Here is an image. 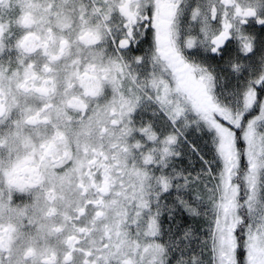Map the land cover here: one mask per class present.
Listing matches in <instances>:
<instances>
[{
	"label": "flooded vegetation",
	"instance_id": "obj_1",
	"mask_svg": "<svg viewBox=\"0 0 264 264\" xmlns=\"http://www.w3.org/2000/svg\"><path fill=\"white\" fill-rule=\"evenodd\" d=\"M96 5L107 39L78 20ZM199 59L239 64L247 77L242 109L215 119L233 132L224 141L239 168L230 158L228 176L236 171L232 185L247 195L254 167L236 146L264 107V0H0V264H171L168 245L188 232L182 156L152 132L144 146L124 140L118 119L125 89H162L170 104L183 93L208 97ZM167 78L171 85L155 87ZM142 192L139 212L152 232L135 247L116 214L124 196L136 201ZM186 200L196 220L198 203Z\"/></svg>",
	"mask_w": 264,
	"mask_h": 264
},
{
	"label": "rangeland",
	"instance_id": "obj_2",
	"mask_svg": "<svg viewBox=\"0 0 264 264\" xmlns=\"http://www.w3.org/2000/svg\"><path fill=\"white\" fill-rule=\"evenodd\" d=\"M103 14L102 7L89 6L80 14L81 19L79 16L78 20L81 21V24L89 22L90 27L95 28L102 39H107L109 36L102 18ZM105 52L107 51L104 50ZM193 61L199 66L200 76L204 78L208 86V97L203 96V93L197 94L198 103L194 104L192 109V105L188 104L190 93H183L182 97L179 95L178 102L170 104L168 103L170 98L160 97L162 89L158 93L140 95L138 92H132V94L131 91L124 88L127 93L124 94L125 101L121 102L123 109L119 112V134L124 140L130 138L134 140V144L137 142L141 146H144L143 137L147 132H152L156 136L161 135L166 142L163 145L165 151L168 153L177 150L176 154L182 156V164L179 165L183 171L186 170L188 179L192 176V171L196 170L195 179L197 178L198 182L197 186L194 184L196 189L191 196L198 203V211H202V224L208 226V231H204L206 228L204 229L203 226L201 230L197 231L199 234L196 237V245L199 246L197 250H194L193 260L195 264H229V262L234 264L238 242L234 232L242 221L239 214L242 190L232 185L236 171L232 173L231 177L228 176V173L230 172V158L233 159L236 167L239 166V153H235L233 142H230L229 147L228 143L224 141L227 134L228 137L233 138V132L226 130L220 121L215 119L224 113L228 114V111L237 112L242 109L244 100L251 91L243 81L247 77L240 76L239 70L243 68L239 64L227 66L222 62H216L208 65L201 59ZM118 65L122 69V66L127 67V62L124 59V61H118ZM119 76L123 77L121 74ZM123 78L125 82L126 77ZM159 84L164 87L171 85V82L167 78L165 82H157L155 87ZM152 90L155 91L156 88L153 87ZM173 94L175 95V93ZM197 95H191L192 99L197 101ZM143 97H148L147 99L152 102L151 106L158 107L160 105V107L155 109L149 103H142ZM210 97L212 102L207 101ZM130 99L133 102L129 106ZM195 112L197 117L193 115ZM165 113L169 117L167 122L165 119L162 120V117L166 116ZM148 115L158 118L146 120ZM173 116L174 120L171 122ZM253 121L254 124L250 125L253 129L248 134L246 131L243 133L241 144L238 143L236 149L239 152L244 151L248 161V170L252 169V166L254 167L252 175L248 174L249 171L245 175L247 195L242 199L248 210V226L245 231L248 237L247 264H264V107L259 118H255ZM124 144L126 147V143ZM135 148L134 145V150ZM255 154L257 157L259 156L258 159L252 157ZM194 159L199 160L197 166L194 164ZM126 169L128 170V167ZM206 174L208 179H203ZM190 181L189 179L187 182ZM142 189V186H139L136 190L142 191ZM136 197L138 200L134 201L133 196L130 199L124 196L118 205L116 217L119 232H130L135 242L134 246L141 247L144 232H152V228L145 221L142 211L139 212L142 207L140 200H142L143 192ZM126 200L130 203L128 208L124 206ZM213 206L216 207L215 216L204 214ZM187 229L190 230V227ZM200 232L202 234L203 232L209 233L203 238L200 236ZM205 243L211 251L210 255L213 261L210 263L205 259L206 254L200 253V248Z\"/></svg>",
	"mask_w": 264,
	"mask_h": 264
},
{
	"label": "trees",
	"instance_id": "obj_3",
	"mask_svg": "<svg viewBox=\"0 0 264 264\" xmlns=\"http://www.w3.org/2000/svg\"><path fill=\"white\" fill-rule=\"evenodd\" d=\"M208 136V134H207ZM198 160V159H197ZM201 163V162H200ZM198 164H199V160H198ZM202 164V163H201ZM208 179L207 174L206 177H203V179ZM191 179V177L189 178ZM188 179V180H189ZM235 182V181H234ZM233 182V183H234ZM196 185V184H195ZM197 186V185H196ZM244 187H240L239 189H241L243 191ZM195 186L193 185V183L190 181L189 183H184L183 185V197H182V203L181 205H183V214H182V222L183 225L190 227V230L188 229L189 232H183V236L181 239V244L173 242L174 244L172 246L168 245V250L166 251V257L167 260L170 261L171 264H195L194 260H193V255H194V250L198 249V246L196 245V243L193 242L194 238L198 236L199 232H194V236L191 232V224L193 225L195 223L197 231L201 230V227H204V231H208V226L207 225H203V218H202V211H197V218L196 220L193 219L192 212L190 209V204L186 205V199L187 198H191L192 194L195 191ZM231 189V188H230ZM229 190V189H228ZM189 193V195H188ZM187 197V198H186ZM241 197L246 198V195L242 192L241 193ZM240 203V208H239V214L242 217V221L239 224V227L237 228L235 235L237 237V247H236V261L234 264H247V242H248V237H247V232L246 231V227L248 226V210L246 209V205H244V203L242 202ZM215 201V200H214ZM188 203V202H187ZM209 211L207 213L204 214H209L213 212L212 216L216 215V207L213 206L210 209H208ZM199 214V217H198ZM209 232H200V236H202L203 238L206 237V235ZM181 247V248H180ZM179 248L181 250H179ZM200 248V247H199ZM210 248L208 247V245L205 243L202 245V247L200 248V253H205L206 254V258L208 263L212 262L213 259L210 255ZM228 264V263H227ZM229 264H232V262H229Z\"/></svg>",
	"mask_w": 264,
	"mask_h": 264
}]
</instances>
